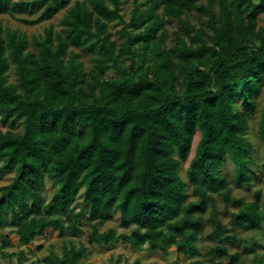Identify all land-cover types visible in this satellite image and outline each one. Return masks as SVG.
<instances>
[{"label": "trees", "instance_id": "16d2710c", "mask_svg": "<svg viewBox=\"0 0 264 264\" xmlns=\"http://www.w3.org/2000/svg\"><path fill=\"white\" fill-rule=\"evenodd\" d=\"M123 1L0 0V15L33 17L20 19L26 25L66 11L59 31L51 26L31 39L0 20V120L23 128H0V170L15 171L0 194V236L11 228L30 245L50 229L64 238L87 226L90 244L121 241L164 253L175 247L200 257L198 243L210 226L211 264H240V253L229 248L255 246L239 231L264 232V195L234 197L224 170L232 167L236 188L260 179L248 133L264 82V0H134L129 22ZM172 21L179 25L173 38ZM113 22L123 24L118 40L109 32ZM258 139L264 146V107ZM47 178L55 188L49 201ZM81 195L86 223L77 212ZM218 198L236 209L227 224ZM116 213L131 233L101 231ZM11 247L6 238L2 249ZM87 252L64 246L63 256L45 262L86 264ZM253 264H264V255Z\"/></svg>", "mask_w": 264, "mask_h": 264}, {"label": "rangeland", "instance_id": "374dc122", "mask_svg": "<svg viewBox=\"0 0 264 264\" xmlns=\"http://www.w3.org/2000/svg\"><path fill=\"white\" fill-rule=\"evenodd\" d=\"M259 1V0H256ZM134 9V0H124L121 7V14L124 17L126 22H129L132 16V11ZM66 11L60 12L52 20L38 24V25H26L21 22L20 19H33L28 15H18L15 18L8 15H0V20L4 23L5 27L11 29H17L22 33H26L31 39L34 35H42L45 33V30L54 27L55 31L61 29L60 21ZM264 15L260 16V24H263ZM192 24L200 26V22L193 13L189 17ZM123 24L118 22L109 23V32L112 33L113 38L118 40L119 34L118 31L122 29ZM167 29L169 34L174 37V32L179 29L177 22L172 21L168 22ZM80 52L79 50H76ZM85 63V68L87 71H90L93 68L92 58L87 56L83 58ZM110 78L116 77L114 73L108 75ZM10 82L16 83L17 77L14 73V68L12 67L9 72ZM257 112L251 119V130L248 133V138L253 143L256 148L257 156L256 161L258 162L257 173L259 174V181L255 182L253 188L241 187L236 188L233 182V169L231 166H228L224 170V175L228 177L231 181V186L233 188V196L237 198H243L247 202L254 200L255 191L261 190L264 195V174L261 171V164L264 159V146L258 139V123L260 118V112L264 107V82L260 94L257 97ZM2 122L0 120V128L3 130H11L10 123L6 121ZM14 131L21 132L23 130L22 126H17ZM200 133H197L195 136L194 146L191 154V158L194 157L196 152L197 144L200 140ZM190 160L183 164L182 175L185 181L187 182L186 170ZM1 167V164H0ZM15 176V171H3L0 170V194L2 188L9 183H11L13 177ZM55 191V188L52 182L47 178L46 184L43 190V195L47 201L51 199ZM190 191V189H189ZM217 204L219 207V218L224 224H227L231 218V214L236 212V209L233 207H225L223 201L218 198ZM77 212L83 215L81 219L83 223H86L88 217L85 215L88 213V207L83 204V196L81 195L77 201ZM209 214L205 216L208 218ZM108 229H114L117 234L122 233H131V230H125L120 227V216L118 213L114 215V219L110 222L105 223L101 226V231H106ZM11 228H6L2 230L0 236V264H47L45 259L50 255L63 256L64 246L68 248L74 246L80 248L85 246L87 249V254L83 262L86 264H110L112 261H119V264H133L136 261H139L140 264H211L210 257L208 255L210 249L214 246V243L208 239V235L212 232V227L206 226L205 231L202 234V237L198 243L199 250L201 252L200 257L193 256H184L176 252V248L172 247L168 253L161 251H150L147 247L148 245L143 246L141 249H136L128 244H124L121 241L114 242L109 246L105 245H96L89 243V233L90 228L87 226L83 227V233L79 235H73L68 233L64 238L59 236L58 231L50 229L47 231L45 237H38L32 241L30 245H24L19 241V238L11 234ZM239 237L242 240L252 239L255 246L251 248H245L244 242L240 244H234L230 246L231 253H240L241 263L240 264H253V259L255 256L264 255V232L263 231H247L240 230ZM6 238H9L12 242V247L7 249H2V244ZM21 253L25 254V257L22 259V262H19V257ZM222 264H230L229 260H224Z\"/></svg>", "mask_w": 264, "mask_h": 264}]
</instances>
